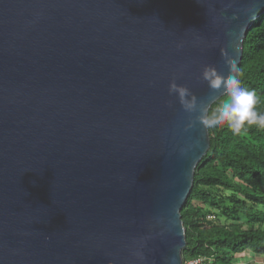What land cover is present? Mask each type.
Returning <instances> with one entry per match:
<instances>
[{"label":"water","instance_id":"95a60500","mask_svg":"<svg viewBox=\"0 0 264 264\" xmlns=\"http://www.w3.org/2000/svg\"><path fill=\"white\" fill-rule=\"evenodd\" d=\"M264 0H0V264H182L210 147L169 83L235 74Z\"/></svg>","mask_w":264,"mask_h":264},{"label":"trees","instance_id":"16d2710c","mask_svg":"<svg viewBox=\"0 0 264 264\" xmlns=\"http://www.w3.org/2000/svg\"><path fill=\"white\" fill-rule=\"evenodd\" d=\"M238 71L241 86L256 93V110L264 113V15L246 34ZM208 131L210 147L181 210L182 256L236 264V256L249 250L264 264V127L245 125L239 134L227 127Z\"/></svg>","mask_w":264,"mask_h":264},{"label":"clouds","instance_id":"9594fccd","mask_svg":"<svg viewBox=\"0 0 264 264\" xmlns=\"http://www.w3.org/2000/svg\"><path fill=\"white\" fill-rule=\"evenodd\" d=\"M228 74L224 75L213 66H204L200 78L207 83L210 99L215 107L209 110V100L198 98L185 86L175 80L169 83V95H175L182 108L188 114L185 130L197 124L206 129L227 127L239 134L245 125L264 127V113L256 110L258 103L253 90L241 86L235 74V61L226 60Z\"/></svg>","mask_w":264,"mask_h":264},{"label":"rangeland","instance_id":"374dc122","mask_svg":"<svg viewBox=\"0 0 264 264\" xmlns=\"http://www.w3.org/2000/svg\"><path fill=\"white\" fill-rule=\"evenodd\" d=\"M262 257L256 256L251 251L246 250L236 256L234 262L236 264H262Z\"/></svg>","mask_w":264,"mask_h":264},{"label":"built area","instance_id":"2783aa9c","mask_svg":"<svg viewBox=\"0 0 264 264\" xmlns=\"http://www.w3.org/2000/svg\"><path fill=\"white\" fill-rule=\"evenodd\" d=\"M210 218H213L214 215H210ZM183 258V256H182ZM182 264H206V258L199 256L195 258L182 259Z\"/></svg>","mask_w":264,"mask_h":264}]
</instances>
